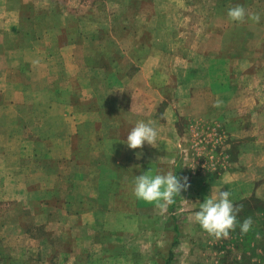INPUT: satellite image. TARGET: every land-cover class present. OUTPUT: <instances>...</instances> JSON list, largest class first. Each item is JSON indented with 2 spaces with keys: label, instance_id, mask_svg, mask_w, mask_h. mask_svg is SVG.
Masks as SVG:
<instances>
[{
  "label": "crops",
  "instance_id": "obj_1",
  "mask_svg": "<svg viewBox=\"0 0 264 264\" xmlns=\"http://www.w3.org/2000/svg\"><path fill=\"white\" fill-rule=\"evenodd\" d=\"M165 5L164 11L156 10ZM171 5H174V0H0L1 29L3 31L12 29L17 34L22 33L26 36V43L19 44L22 51L28 47H35L40 41L31 36L28 31L24 32V26H54V32L57 34L50 40V44L54 45V64H61L58 70H54L56 74L54 80H59L62 88L65 87L63 80L71 77L73 61L80 64L82 70L90 69L94 72L99 69L105 72V74L102 73L104 76H95L92 82L102 78L109 83L107 87L97 89H92L89 82L84 84L78 92H74L78 94L77 100L70 98L73 94L70 85L66 86L69 88L66 91L67 96L61 90L54 89L56 102L49 104L45 111L61 110L62 113L51 112L50 119L22 115L20 110L25 104L16 105L17 116L13 120L16 125H13L12 130L7 131L8 133L4 132L5 134L1 135L0 202L17 200L18 206L21 205L22 208L27 209L36 206L41 213L31 210L32 221L35 218L38 223L44 224L56 220L58 213H55L53 208L63 209L62 219L67 222V230H75V226H80L86 233L85 236H88L87 239H91L98 247L95 248L97 251L95 253L102 254L105 256L103 260H110L112 264H223L225 255L227 257L228 253H232L229 264H264V162L260 164L257 176L251 170L244 167L238 168V166L226 167L220 171L219 169L196 170L197 160L188 146L185 133H180L179 125L189 119L186 114H184L186 117L183 116V104L178 106L168 104L175 112L174 118L165 115L159 118L156 114L162 100L165 99L154 86L157 70H159L158 64L163 56L158 54L136 56L135 54L133 55L135 58H123L127 55V49L125 50L122 44L118 46L115 39V48L119 51L115 57L103 58L101 51H95L94 57L88 56L85 51L80 54L86 36L81 26H97L93 31L99 32L100 26H104L100 15H119L130 10V16H133L132 21H134L140 16L170 14ZM45 15L52 20L44 22ZM68 26H79V28L69 29ZM122 26L135 25L125 23ZM70 30H76L80 39L74 38V33L66 35V32ZM3 43V38H0V46H3ZM10 48L0 50V59L17 62L18 65L14 68L23 71L24 67L33 62L26 55L24 56V52L18 56H7ZM47 57L45 60L39 58L36 61H49ZM167 58L172 59L173 64H176L174 56L171 57L168 54ZM124 59L128 60L126 61L128 67H134L133 71L120 67V62ZM104 62L110 65L108 70L103 65ZM54 69H56L55 66ZM8 70L7 66L0 69V79L8 75ZM2 91L4 93L10 90L3 88ZM155 93L160 96L158 101L152 102L151 105L150 95ZM103 94L110 95V98L107 96L104 98ZM121 96H128L130 101L126 104L119 102ZM107 99H110L109 103ZM79 107L80 110L77 111ZM29 109L36 113L37 104L30 105ZM117 111H130L139 118L145 119L146 122H152L160 136L157 137L158 146L155 148L145 143V149L141 151L144 156H147L146 161L140 162V167L136 171L133 169L134 166H131L132 170L129 169L127 163L119 172L117 167L114 168V181H117L115 175L118 172L120 185L118 190L114 188L113 192L108 191L105 199L103 186L106 184V179L101 173L104 169V161L100 159L107 156L101 151L102 156L98 158L99 160L94 159L96 150L93 147L98 148L104 142H113L114 151L110 153H114L112 158L118 163L116 165L121 163L123 156H127V152L121 151L123 148L130 150L131 155L137 157L140 148L129 149L122 142L127 137L117 134L106 138L100 133L101 129L96 130L95 137H91L92 143L84 145L86 140H84L83 131L85 126L96 123V120L88 118V112L97 113L101 116L98 123L109 126L110 122L116 119H113V115ZM76 112H82L84 118L78 117L76 120ZM104 113L111 114L108 116L109 119L104 116ZM48 123L50 128L45 129ZM54 126L55 128L59 126L62 130L58 131L54 129ZM65 127H70V130L66 131ZM15 130L18 133L15 134ZM15 135H18L19 140L24 143L19 149L15 162L10 163L5 154L8 151L9 140ZM88 152L90 154H87ZM86 154L89 155L88 158ZM32 162L35 164L33 163L34 167L30 169L36 173L33 178H28L27 163L30 165ZM88 163L94 165L95 169L87 168ZM149 169L152 174L172 172L178 178L187 176L190 186L186 191L179 193L177 198H174V203L163 212L154 204L147 202L142 205L144 210L137 209L140 205L139 200L133 195L128 205L132 209H124L123 193L119 194L120 187L123 185L122 175L124 173L127 175L129 172V175L134 177ZM23 172H25V179L22 177ZM90 175L91 177H88ZM29 186H34L36 189L33 190ZM216 189L229 191L230 199L234 204L258 201V214L253 217L260 224V228L255 232L257 241L255 246L250 248V258H246L247 252H235L238 247L233 249L224 247L231 235L236 236L237 241L247 239L246 234L241 235L240 230L231 231L226 238L216 239L192 222L193 213L199 210V204ZM112 212L117 213L119 226L115 231L106 232L102 226L105 224L102 217ZM9 217L4 215L0 218L1 231L2 228L7 229L14 221ZM247 217L250 216H244V214L238 216V221H243ZM129 223H134L133 228L127 227ZM176 225L178 231H175ZM26 232L28 233L27 230L18 231L15 238L30 239ZM69 238L77 240L80 236L72 234ZM175 239L177 242L173 245ZM86 254L93 255L94 252L89 250Z\"/></svg>",
  "mask_w": 264,
  "mask_h": 264
},
{
  "label": "rangeland",
  "instance_id": "obj_2",
  "mask_svg": "<svg viewBox=\"0 0 264 264\" xmlns=\"http://www.w3.org/2000/svg\"><path fill=\"white\" fill-rule=\"evenodd\" d=\"M237 4L243 5L248 13H259L260 23L256 24L247 19L244 23L230 21L227 11ZM165 9L166 5L156 8L157 11ZM130 15V10L119 15H100L104 26H100V31L96 33L93 30L97 26H81L86 36L80 54L85 51L88 56L94 57L95 51H101L103 58L115 57L119 52L115 48V39L118 46L122 44L123 48L127 49V55L123 58H135L133 56L135 54L136 56L162 55L154 86L165 99L162 100L156 114L159 118H163V115L174 118L175 112L168 104L177 106L183 104V116L186 114L189 119L179 125L180 133H185L188 146L197 160L196 170L219 169L220 171L226 167L238 166L251 170L257 176L259 166L264 162V0H174L170 14L140 16L134 21H132L133 16ZM51 20V17L44 16V22ZM125 23H132L135 26H122ZM1 28L2 26H0V38H3L4 43L0 46V50L11 47L7 51V56H18L24 52V56L26 55L33 62L21 71L14 68L18 65L17 62L0 59V69L5 66L9 68L8 75L0 79V144H2L1 135L4 132L8 133L7 131L16 125L13 120L17 116L18 103L25 104L20 114L32 118L50 119L51 112L62 113L61 110L45 111L49 104L56 102L54 89L61 90L67 96L66 91L69 88L66 86L70 85L73 91L70 98L77 100L78 94L74 92H78L84 84L89 82L92 89L107 87L106 85L109 84L102 78L92 82L95 76L105 72L99 69L94 72L90 69L82 70L76 61L71 63V77L63 80L64 88L61 87L59 80H54L56 75L54 70L61 67V64H54V45L50 44V40L57 34L54 32V26H24V32L28 31L31 36L40 40L35 47L25 48L24 51L19 48V44L26 43V36L22 33L17 34L12 29L3 31ZM68 28L74 29L79 26H68ZM72 33L74 38L80 39L76 30H70L66 35ZM168 54L175 57L176 64H173L172 59L167 58ZM45 57L50 60L35 63L39 58L45 60ZM126 59L120 62V67L131 72L134 67H128ZM103 65L107 70L110 67L106 62ZM110 79L112 80V77ZM3 88L10 91L3 93ZM160 95L158 93L150 95V104L157 102ZM106 96L103 94L104 98ZM107 98H110V95ZM216 99L223 101L221 107L212 106ZM129 101L128 96H121L119 102L126 104ZM107 102L109 103L110 99H107ZM35 103L36 113L29 109V106ZM79 110L80 107L77 111ZM87 115L88 118L96 120V123L84 127V140H86L84 145L92 143L91 137H95L96 130L101 129L100 133L106 138L116 134L127 137V132L137 121H145L130 111H117L113 115V119H116L112 120L109 126H105L104 123H98L101 116L97 113L88 112ZM110 115L104 113L107 119ZM78 117L84 118L82 112L75 113L76 120ZM116 120L117 124H115ZM48 128H50L49 123L45 129ZM32 129L37 128L32 127ZM54 129L62 130L59 126L57 128L54 126ZM67 130H70V127L66 128ZM14 133L18 132L15 130ZM23 143L18 135L9 140L5 156L10 163L15 162ZM93 149L96 150L94 159L102 156L101 151L107 156L100 159L104 161V169L101 173L106 179V184L103 186L105 199L108 191L119 188V170L125 168L127 163L129 169L132 170L131 166H134L133 169L136 171L140 167V162L146 161L147 157L141 151L145 149V144L140 148L138 157L132 156L130 150L123 148L121 151L127 152V156H123L119 165H116L118 163L112 158L114 153H110L114 151L113 142H104L100 147ZM33 163L30 165L27 163L28 178L35 176L36 172L30 169L34 167L35 163ZM87 166L89 169L94 168L90 163ZM115 167L118 171L115 175L116 182ZM24 176L25 172L22 173L23 179ZM136 176L132 177L129 172L127 175L125 173L122 175L123 185L119 194L123 193L124 209H132L128 205ZM29 187L36 189L34 186ZM252 201L244 202L243 209L238 214L239 217L244 214L252 219V227L246 234L247 239L237 241L236 236L231 235L230 240L224 244L226 249L238 247L235 252H247L246 258H250V248L255 246L257 241L255 232L260 228V224L253 217L258 214V201ZM145 203L139 200L140 205L137 209L144 210L142 205ZM17 204V200L0 202V218L8 215L10 220H14L7 229L2 228V231L0 229V264H112L110 260H103L105 256L102 254H96L95 248L98 247L91 239H87L88 236H85L86 233L80 226H75V230H67V222L62 219L63 209L53 208L55 213H58L56 220L44 224L38 223L35 218L32 221L31 210L40 214L38 207L31 206L27 209ZM102 220H105L102 226L106 232L115 231L119 226L117 213L112 212L102 217ZM133 226L134 223H129L127 227L133 228ZM24 230L28 231L26 234L30 239L28 237L16 239L15 235L18 231L24 232ZM235 230H239V226ZM72 234L80 236L78 242L69 238ZM89 250L94 254H86ZM230 258L232 253H228L227 257L225 255L223 264H229Z\"/></svg>",
  "mask_w": 264,
  "mask_h": 264
},
{
  "label": "clouds",
  "instance_id": "obj_3",
  "mask_svg": "<svg viewBox=\"0 0 264 264\" xmlns=\"http://www.w3.org/2000/svg\"><path fill=\"white\" fill-rule=\"evenodd\" d=\"M227 17L235 23H244L246 19L256 24L261 21L259 13H248L240 4L229 8ZM222 104L223 101L216 99L212 106L218 108ZM157 137L158 131L153 123L140 120L131 127L127 132L126 140L122 142L129 149L142 148L145 143L155 148L158 146ZM189 186L187 176L178 178L172 172L152 174L149 169L135 177L131 191L136 199L154 204L163 212L174 203V197L186 191ZM230 196L229 191L216 189L199 204V210L193 213L192 222L198 224L204 232L216 239L228 237L237 226H239L241 235L247 234L252 227V219L247 217L243 221H238V214L242 211L243 205L234 204Z\"/></svg>",
  "mask_w": 264,
  "mask_h": 264
},
{
  "label": "trees",
  "instance_id": "obj_4",
  "mask_svg": "<svg viewBox=\"0 0 264 264\" xmlns=\"http://www.w3.org/2000/svg\"><path fill=\"white\" fill-rule=\"evenodd\" d=\"M174 198H177V195H176ZM175 231H178V230H177V225H176ZM176 237H177V236H176ZM176 242H177V241H176V239H175L174 242H173V245H175ZM170 258H171V256H170Z\"/></svg>",
  "mask_w": 264,
  "mask_h": 264
}]
</instances>
